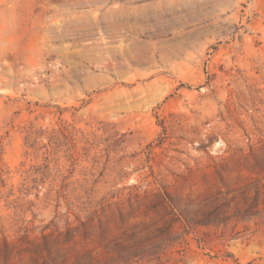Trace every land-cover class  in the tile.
<instances>
[{
  "label": "rangeland",
  "instance_id": "1",
  "mask_svg": "<svg viewBox=\"0 0 264 264\" xmlns=\"http://www.w3.org/2000/svg\"><path fill=\"white\" fill-rule=\"evenodd\" d=\"M0 264H264V0H0Z\"/></svg>",
  "mask_w": 264,
  "mask_h": 264
},
{
  "label": "trees",
  "instance_id": "2",
  "mask_svg": "<svg viewBox=\"0 0 264 264\" xmlns=\"http://www.w3.org/2000/svg\"><path fill=\"white\" fill-rule=\"evenodd\" d=\"M258 185H255V190H256V192L258 193V191H259V189H258ZM215 216V215H214ZM209 218H213V219H211L210 221L211 222H214L215 224L216 223H220V222H222V219H221V217H217V216H215V217H209ZM189 220H191V219H189Z\"/></svg>",
  "mask_w": 264,
  "mask_h": 264
}]
</instances>
